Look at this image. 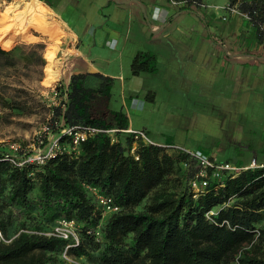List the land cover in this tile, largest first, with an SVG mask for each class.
Here are the masks:
<instances>
[{"label":"trees","instance_id":"trees-1","mask_svg":"<svg viewBox=\"0 0 264 264\" xmlns=\"http://www.w3.org/2000/svg\"><path fill=\"white\" fill-rule=\"evenodd\" d=\"M172 1L179 12L196 15L204 5ZM227 4L245 18L250 45L264 53V0ZM37 61L42 68L41 55ZM32 63V53L21 46L0 47V106L11 113L25 112L27 101L2 91L21 93L18 74ZM130 69L132 75L155 73V54L136 53ZM111 85L97 73L74 74L66 86L56 85L60 100L50 107L49 128L59 130L60 149L43 162L25 161L23 152L0 146V233L7 240L0 242V264H264V169L213 178L208 168L207 186L194 197L196 161L126 132L125 113L92 106L98 96L109 97ZM84 127L98 131L76 145L61 132ZM86 186L117 211L103 215ZM60 219L75 222L77 244L44 234Z\"/></svg>","mask_w":264,"mask_h":264},{"label":"rangeland","instance_id":"rangeland-1","mask_svg":"<svg viewBox=\"0 0 264 264\" xmlns=\"http://www.w3.org/2000/svg\"><path fill=\"white\" fill-rule=\"evenodd\" d=\"M18 1L0 0V13L8 6L15 7ZM227 1L204 0L202 8L209 12L205 37L222 52L217 58L216 74L206 68L201 73L202 85L213 87L200 89L199 83L191 84L178 112L158 114L153 137L163 141L157 134L160 130L165 135L164 141L233 163L264 157V63L252 59L236 65L225 56L224 46L230 49L232 44L234 48L240 45L248 54L253 52L245 18L238 12L232 14L225 10ZM46 20L54 30V37L33 28L23 37L13 36L11 32L0 33L1 48L8 50L19 45L22 52L32 53L34 61L18 74L23 82L18 86L21 93L13 87L2 91L6 97H24L26 111L16 114L0 106V146L11 148L13 153L23 152L24 159L44 154L59 131L49 128V110L60 100L55 87L67 74L66 60L71 51L67 47L68 35L49 9ZM34 44L38 46L35 49ZM47 54L52 55V61L46 59ZM40 55L45 62L42 68L37 61ZM47 69L51 70V76Z\"/></svg>","mask_w":264,"mask_h":264},{"label":"crops","instance_id":"crops-1","mask_svg":"<svg viewBox=\"0 0 264 264\" xmlns=\"http://www.w3.org/2000/svg\"><path fill=\"white\" fill-rule=\"evenodd\" d=\"M38 1L68 35L71 54L62 83L66 86L74 74L110 78L109 97L98 96L92 103L97 111H121L128 118L127 130L142 132L155 144L182 146L164 141L160 130L157 134L163 141L154 139L155 123L159 113L169 115L181 109L191 84L199 83L200 89L213 87L202 85L201 75L203 68L216 74L217 58L222 55L205 37L209 12H179L172 0H47L50 6ZM231 46L224 48L232 64L243 65L252 59L264 63L260 46L250 45V54L240 45ZM138 52L155 54V73L131 74V62Z\"/></svg>","mask_w":264,"mask_h":264},{"label":"built area","instance_id":"built-area-1","mask_svg":"<svg viewBox=\"0 0 264 264\" xmlns=\"http://www.w3.org/2000/svg\"><path fill=\"white\" fill-rule=\"evenodd\" d=\"M172 4H178L175 1L171 2ZM204 7V5L202 6ZM224 9L227 10L230 13H237V10L235 7H230L228 4L224 6ZM98 131L97 129L94 128H89V127H84V128H79L78 131L72 132V129L70 128H64L61 130L62 133L68 134L73 136V144L76 145L80 140H83L88 134H91L93 132ZM128 133L135 134L136 136H140L146 143L149 144H155L148 140L142 132H135V131H130V130H125ZM160 146H163L164 148L167 149H172V150H177L181 151L185 154L190 159H193L196 161V163L200 166V169L197 171L195 177L190 181V187L194 193V197H196L203 189L207 186V169L212 168V177L213 178H218L220 177L222 172H227L228 174H237L242 170L248 169V168H263L264 169V161H258L256 158L250 159V161L244 165V166H239L231 162H223L220 161L217 157L213 155H208L200 150H191L187 149L182 146L178 145H173V144H157ZM13 149H17L14 148ZM60 146L58 144L57 138L55 137L46 152L42 155H37L33 158H25V161L28 162H43V160L50 155H52L55 151L59 150ZM134 148L131 149L133 151ZM184 167H186V164H184ZM86 189L89 191L91 195H93L97 205L102 207V214H108L112 212L117 211V207L112 205L111 200L108 198L103 197L100 195L97 191L96 188L91 187V186H86ZM47 236H55L63 239H71L75 244L78 243L79 238H78V232H77V225L73 220H65V219H60L57 220L50 231L44 233ZM0 242H7V240L3 237V235L0 233ZM63 257L68 259L69 261H72L68 257H66L63 253Z\"/></svg>","mask_w":264,"mask_h":264},{"label":"bare ground","instance_id":"bare-ground-1","mask_svg":"<svg viewBox=\"0 0 264 264\" xmlns=\"http://www.w3.org/2000/svg\"><path fill=\"white\" fill-rule=\"evenodd\" d=\"M18 8L21 10H18ZM46 15L47 7L38 0H19L15 7L8 6L0 13V33L11 32L13 36L23 37L29 28H33L43 34L54 37V30L48 26ZM45 57L51 61L53 59L51 54H47ZM47 73L51 76L50 69H47Z\"/></svg>","mask_w":264,"mask_h":264}]
</instances>
